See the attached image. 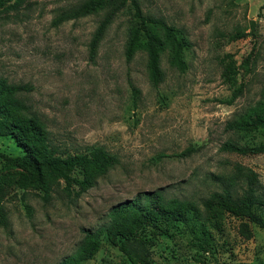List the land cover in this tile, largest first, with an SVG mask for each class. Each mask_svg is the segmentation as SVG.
Returning a JSON list of instances; mask_svg holds the SVG:
<instances>
[{
    "label": "rangeland",
    "instance_id": "obj_1",
    "mask_svg": "<svg viewBox=\"0 0 264 264\" xmlns=\"http://www.w3.org/2000/svg\"><path fill=\"white\" fill-rule=\"evenodd\" d=\"M84 1L5 2L0 77L30 86L31 91L18 94L28 108L24 115L37 118L59 150L100 148L116 163L88 191L68 195L61 183L48 202L40 192L0 182L8 224L0 226V264H58L74 253L84 230L109 222L114 206L148 193L192 201L219 226L211 229L212 249L206 253L194 246L182 224L166 233L145 228L152 264L264 262V229L210 201L230 181L233 193L241 195L246 170L256 174L264 194V153L220 151L227 141L240 146L264 142V128L226 129L260 101L264 89V0H136L144 15L164 20L189 43L184 71L170 66L168 50L162 53L157 86L150 82L142 49L130 60L125 56L134 22L129 0L112 14L94 54L93 35L111 7L55 23L59 14ZM234 72L236 83L228 78ZM236 89L241 93L229 103ZM187 148L195 151L178 156ZM0 153L18 156L21 151L7 135L0 136ZM15 173L0 159V178ZM257 212L264 219V209ZM83 264L131 263L102 237L99 251Z\"/></svg>",
    "mask_w": 264,
    "mask_h": 264
},
{
    "label": "trees",
    "instance_id": "obj_2",
    "mask_svg": "<svg viewBox=\"0 0 264 264\" xmlns=\"http://www.w3.org/2000/svg\"><path fill=\"white\" fill-rule=\"evenodd\" d=\"M9 1L0 0V12L4 9V3ZM129 1L134 22L128 31L125 56L130 60L136 50L142 49L148 59L150 82L157 86L162 81L160 68L162 53L168 50L167 59L170 66L184 71L186 63L183 52L189 47V43L179 30L162 19L144 15L136 0ZM125 3L126 0H86L75 8L59 14L55 23L82 18L111 7V14L100 23L93 35L90 52L94 54L112 14ZM10 7L16 6L12 4ZM248 63L247 58L245 64ZM228 78H232L236 83V72L228 75ZM29 91L30 86L12 84L0 77V136H10L21 151L18 156L0 153L5 168L16 172L6 178L7 183L5 178H0V182L22 192L27 190L40 192L45 202L50 200L54 188L61 183L63 191L68 195L78 196L88 191L94 187L98 177L107 174L116 163L115 158L100 148L74 153L59 150L60 148L51 141L50 133L45 126L37 118L24 115L28 108L18 98V94ZM235 91L229 103L241 93L239 89ZM260 128H264V89L260 101L226 124L227 130L237 133ZM194 151L193 148H187L178 156L185 157ZM220 151L242 156L260 155L264 153V142L255 146H240L227 141L221 145ZM241 174L245 183L241 195L236 196L233 193L235 182L230 181L222 192L214 193L210 201H216L224 213L264 229V219L257 212L258 209H264V194L259 191L256 174L251 170ZM5 195L3 187L0 186V226L4 228L8 225L3 206ZM141 196L114 206L109 213L107 224L94 231L84 230V237L74 253L66 256L58 264H83L92 260L100 249L102 237H105L112 246H116L131 264H152L143 230L150 227L166 233L174 224H182L185 227L192 243L199 250L204 253L211 251L213 242L211 229L218 231L219 226L209 212L204 216L194 202L176 198L166 200L159 193ZM243 233H247L246 228H243Z\"/></svg>",
    "mask_w": 264,
    "mask_h": 264
}]
</instances>
